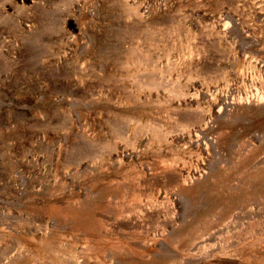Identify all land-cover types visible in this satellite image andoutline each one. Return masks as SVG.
<instances>
[{"label":"rangeland","instance_id":"374dc122","mask_svg":"<svg viewBox=\"0 0 264 264\" xmlns=\"http://www.w3.org/2000/svg\"><path fill=\"white\" fill-rule=\"evenodd\" d=\"M0 264H264V0H0Z\"/></svg>","mask_w":264,"mask_h":264}]
</instances>
